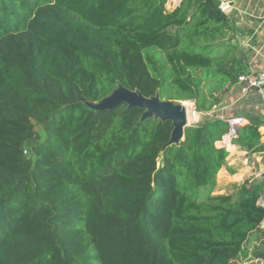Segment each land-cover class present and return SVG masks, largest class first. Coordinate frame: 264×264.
<instances>
[{
  "label": "trees",
  "instance_id": "16d2710c",
  "mask_svg": "<svg viewBox=\"0 0 264 264\" xmlns=\"http://www.w3.org/2000/svg\"><path fill=\"white\" fill-rule=\"evenodd\" d=\"M167 3L0 0V264H264V175L214 194L228 120L175 142L140 105H92L124 87L209 113L238 80L219 2ZM260 126L232 142L264 163Z\"/></svg>",
  "mask_w": 264,
  "mask_h": 264
},
{
  "label": "crops",
  "instance_id": "0c3cea01",
  "mask_svg": "<svg viewBox=\"0 0 264 264\" xmlns=\"http://www.w3.org/2000/svg\"><path fill=\"white\" fill-rule=\"evenodd\" d=\"M180 1L168 0L167 7L174 9ZM225 13L230 20V30L219 53L227 54V63L235 73L255 76L264 67V0H227ZM242 85L238 81L231 83L221 103L209 115L216 113L226 120L243 117L246 120L243 124L249 123L251 118L259 119L264 141V90L251 89L244 93ZM231 146L234 148L227 147L230 153L227 163L219 171L214 194L217 188L223 189L221 185H239L246 179L264 175L262 153L249 152L232 141ZM262 201L264 204V198Z\"/></svg>",
  "mask_w": 264,
  "mask_h": 264
},
{
  "label": "rangeland",
  "instance_id": "374dc122",
  "mask_svg": "<svg viewBox=\"0 0 264 264\" xmlns=\"http://www.w3.org/2000/svg\"><path fill=\"white\" fill-rule=\"evenodd\" d=\"M141 98H142V96H140V94L138 92L130 91L129 89H126L124 87H119L111 96H109L108 98L104 99L103 101L92 103V105H94L96 107H99V108H104V107H110V106L116 105V104H118V103H120L122 101H124V102H126V103H128L130 105H132L134 103H139L141 105H144ZM157 99L156 98H152V99H148V100L151 101V102H157L158 101ZM194 102H195L194 100H183V101H180L179 103H175L173 101H168L165 104L182 105L183 107L187 108L188 109V115L191 116V119L187 122V124H193V123H195L197 121L202 120L206 115H209V113H211V112H209V113H201V112L197 111ZM188 103L190 104V106H189ZM145 109H146L145 115H147V116H154L156 118L157 117H162V115L159 114L157 111L151 110L147 106H145ZM195 111H196V115L193 114ZM195 116H197V117H195ZM172 138L175 141H178V139L180 137L176 133H174ZM237 186L238 185H236V186L229 185L228 187H224V185H221V187H223V189L219 190L221 188H217L215 194H217V192L218 193H222V194H225V193L236 194L237 193V189H238ZM263 225H264V222H263Z\"/></svg>",
  "mask_w": 264,
  "mask_h": 264
},
{
  "label": "water",
  "instance_id": "95a60500",
  "mask_svg": "<svg viewBox=\"0 0 264 264\" xmlns=\"http://www.w3.org/2000/svg\"><path fill=\"white\" fill-rule=\"evenodd\" d=\"M130 91H132V90H130ZM135 92H138L140 94V96H142L141 99H142L144 105H141L139 103H134L132 105L136 104V105H140L141 107H144V108H145V106H147L151 110H155L159 114L162 115V117H157V118H161L163 120H167V119L172 120L173 124H174V130H173L172 136L174 133H176L180 138L181 137L184 138L185 128L191 124H187V121H186L187 115H186L185 109L182 105L165 104L168 101L163 102L158 97H152V98H156V99L158 98L157 99L158 101L157 102H151L148 99H152V98H148V97L143 96L142 93H140L139 91H135ZM145 117H148V116L145 115ZM233 136H234V132H232V130H231L228 134H226L224 136V139L226 137H228L229 142L231 143ZM180 138L178 139V141H175L172 138V141L179 142L181 140ZM218 145L228 147V143H226L225 140L218 143ZM260 203L263 204L262 199L260 200Z\"/></svg>",
  "mask_w": 264,
  "mask_h": 264
},
{
  "label": "built area",
  "instance_id": "2783aa9c",
  "mask_svg": "<svg viewBox=\"0 0 264 264\" xmlns=\"http://www.w3.org/2000/svg\"><path fill=\"white\" fill-rule=\"evenodd\" d=\"M220 7L224 12L227 11V0H217ZM239 83L243 84L241 87L242 92H248L251 89L264 90V67L255 75L251 76L247 73H241L238 76ZM196 115V111L193 113ZM231 124V130L236 134V128L238 125L243 124L246 120L243 117L232 118L228 120ZM27 153V150L25 151Z\"/></svg>",
  "mask_w": 264,
  "mask_h": 264
},
{
  "label": "bare ground",
  "instance_id": "6f19581e",
  "mask_svg": "<svg viewBox=\"0 0 264 264\" xmlns=\"http://www.w3.org/2000/svg\"><path fill=\"white\" fill-rule=\"evenodd\" d=\"M189 106H190V104H189ZM184 109H185V112H186V115H187L186 116V121L188 122L191 119V116L188 115V109L185 108V107H184ZM195 117H197V116H195ZM225 142L228 143V145H230V148H234V147L231 146V143L229 142V138L228 137H226V141Z\"/></svg>",
  "mask_w": 264,
  "mask_h": 264
}]
</instances>
